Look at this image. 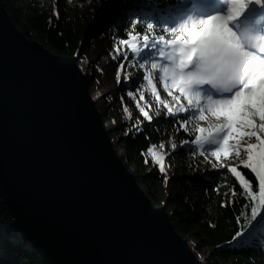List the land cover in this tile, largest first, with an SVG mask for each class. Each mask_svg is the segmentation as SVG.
I'll return each mask as SVG.
<instances>
[{
    "label": "water",
    "instance_id": "95a60500",
    "mask_svg": "<svg viewBox=\"0 0 264 264\" xmlns=\"http://www.w3.org/2000/svg\"><path fill=\"white\" fill-rule=\"evenodd\" d=\"M0 198L48 264H204L114 148L78 58L0 0Z\"/></svg>",
    "mask_w": 264,
    "mask_h": 264
},
{
    "label": "snow or ice",
    "instance_id": "6c2138e0",
    "mask_svg": "<svg viewBox=\"0 0 264 264\" xmlns=\"http://www.w3.org/2000/svg\"><path fill=\"white\" fill-rule=\"evenodd\" d=\"M111 8V3L105 6V10ZM53 11L59 20L58 0ZM112 23L110 54L121 61L117 83L125 62L142 72L137 80L150 86L166 115L176 120V131L189 136L179 144L194 145L192 154L198 153L211 168L227 169L242 190L238 194L234 184L233 196L246 197L236 218L239 222L245 216L246 226L229 243H240L258 233L264 237V0H128ZM130 75L125 74L124 79L129 80ZM158 83L175 104L162 98ZM127 94L135 99V92ZM137 108L151 123L153 116L138 101ZM123 111L131 120L126 105ZM142 124L137 120L125 135L143 131ZM157 147L163 148L164 143L151 145L148 152L167 183L168 154L156 151ZM170 147L177 150L175 137ZM232 156L238 161L235 166L225 162ZM249 207L251 216L247 218Z\"/></svg>",
    "mask_w": 264,
    "mask_h": 264
},
{
    "label": "trees",
    "instance_id": "16d2710c",
    "mask_svg": "<svg viewBox=\"0 0 264 264\" xmlns=\"http://www.w3.org/2000/svg\"><path fill=\"white\" fill-rule=\"evenodd\" d=\"M70 1L71 5L67 6L65 1L58 0V7L62 8L63 14L57 20L53 11L57 0H3L12 22L23 36L38 41L53 54L64 58L84 56V43L101 39L106 35L113 36L115 28L112 22L128 3V1L114 3L112 0ZM167 2L168 0H161V3ZM109 3L112 4V8L105 10ZM119 35L123 36L124 32L120 31ZM120 62L111 63L110 68L114 74H117ZM127 64L128 62H125V65ZM87 79L92 91L96 85V78L90 76ZM146 85L143 88L146 89ZM122 91L135 92V99L126 95L131 102L137 104L139 91H134L132 87H122ZM141 107H144L145 111L149 110L148 104L142 98ZM123 108V104L118 105L113 101L102 109L105 124L111 121V114L121 116L120 126L114 131L109 130L111 139L132 129L137 120L143 122V131H130L114 145V148L125 166L136 176L155 207L166 209L176 231L188 240L194 252L206 253L205 264H264V237L259 233L251 239L246 237L240 243H229L235 233L242 226H246L245 216H241L239 222L236 218L241 215L242 205L247 200L242 195L233 196L231 189L234 184L238 194L242 190L227 169L223 167L213 169L206 163L208 172L190 174L191 170H196L194 164L203 159L198 153L193 155L190 151L195 149L194 145L179 144L181 139H189V136L183 131H176L177 122L166 115V109L163 118L153 119L149 123L139 113L137 106L138 112L132 114L131 120L123 117L125 116ZM173 137L178 145L175 151L170 147ZM161 142L164 143V147H157L156 151L168 154L165 158L166 168L170 161L177 162L176 170L171 175L167 168L169 177L167 183L158 166L153 164L151 153L148 152L151 145L159 146ZM145 154L149 161L147 164ZM244 171L251 179L248 171ZM216 188H219L218 192ZM225 202L228 203V207H223ZM250 216L249 207L247 218ZM0 264H48L39 251L19 232L2 198H0Z\"/></svg>",
    "mask_w": 264,
    "mask_h": 264
},
{
    "label": "rangeland",
    "instance_id": "374dc122",
    "mask_svg": "<svg viewBox=\"0 0 264 264\" xmlns=\"http://www.w3.org/2000/svg\"><path fill=\"white\" fill-rule=\"evenodd\" d=\"M60 1L61 2L65 1L67 6L71 5V1L70 3L68 2V0H60ZM119 1L120 2L123 1V3H125L128 0H114L115 3H118ZM59 11H60V15H62L63 14L62 8L59 7ZM112 49H113V39L111 36H108V35H106L105 37L101 39L92 41V42H86L84 43L85 53H84V56H80L78 58V66L80 69H82V73L87 78L90 76H94V78H96V85L94 89L91 91V96L94 100L96 99L95 100L96 105L100 113L102 112V109H104L109 104H111L113 101H115L116 104L118 105L120 104L121 105L123 104V106L126 105L132 114H137L138 112L136 109L137 104L131 102L130 98L126 94L123 93L122 85H128L129 87H133L134 91L140 85H144L145 87L146 82H144L143 80H139V81L137 80V77L142 76L143 73L138 71L135 67L129 66V63H128L125 66V68L122 70L121 75L123 76V78H121V82L117 83V79H116L117 75H115L111 71V68H110L111 63H114L113 56L112 54H110L112 53ZM129 57L131 60L132 58H131L130 53H129ZM99 69H103V72H101ZM125 74H131L130 79L127 81L124 79ZM157 87L161 89L160 94L165 101L175 104V101H173L172 98L169 97L165 91H163L162 84L158 83ZM139 92H140V97L141 96L143 97L142 100H144V102H146L148 106L150 105L148 112L150 115L153 116V119L163 118L165 115L164 113L165 108L155 99V96L151 92V90H148L147 88L145 89L142 87ZM122 97L123 99H121ZM140 97L138 99L139 101H141ZM157 111L160 112L159 116L155 114ZM124 113H125L124 114L125 116L123 117H128L127 113L126 112ZM110 118H111V121H107L106 130L114 131L116 130L118 126H120L121 116L119 114L114 113V114H111ZM139 119H141L140 116H139ZM113 120L116 121L115 124L112 122ZM124 136H125V133H123L122 135L119 134L117 136H114L112 140L114 145L117 144L119 141H121V139ZM225 162L232 166H235L238 163L235 156H232L230 159L226 160ZM169 164L171 165V167H167V168H168V172H170V175H171V173L175 172L176 170L175 166L177 162L170 161L168 165ZM194 165L196 167V170L195 171L191 170L190 174H192V172L195 175L200 174V173L204 174L208 172L206 162L204 161V159L203 161L198 162ZM195 254L199 260L203 262L206 260L207 255L205 252L195 253Z\"/></svg>",
    "mask_w": 264,
    "mask_h": 264
},
{
    "label": "bare ground",
    "instance_id": "6f19581e",
    "mask_svg": "<svg viewBox=\"0 0 264 264\" xmlns=\"http://www.w3.org/2000/svg\"><path fill=\"white\" fill-rule=\"evenodd\" d=\"M117 61H119V60H118V59H117V60H114V63L117 62ZM121 73H122V71H121ZM115 75H117V74H115ZM121 78H123L122 75H121ZM122 87H127V88H128L129 86H128V85H122ZM123 93H124V94H127V92H125V91H123ZM95 100H96V99H95ZM124 114H125V113H124Z\"/></svg>",
    "mask_w": 264,
    "mask_h": 264
}]
</instances>
